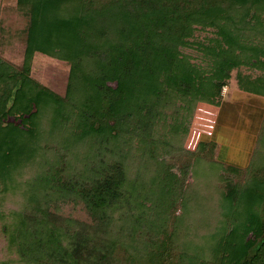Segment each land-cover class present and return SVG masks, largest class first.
I'll return each mask as SVG.
<instances>
[{
	"label": "trees",
	"instance_id": "obj_1",
	"mask_svg": "<svg viewBox=\"0 0 264 264\" xmlns=\"http://www.w3.org/2000/svg\"><path fill=\"white\" fill-rule=\"evenodd\" d=\"M17 44L20 65L0 54V264H264V117L244 168L186 147L231 80L264 97V0H16L0 53ZM36 54L69 66L63 95Z\"/></svg>",
	"mask_w": 264,
	"mask_h": 264
},
{
	"label": "crops",
	"instance_id": "obj_2",
	"mask_svg": "<svg viewBox=\"0 0 264 264\" xmlns=\"http://www.w3.org/2000/svg\"><path fill=\"white\" fill-rule=\"evenodd\" d=\"M264 117V97L226 88L219 106L198 104L196 125L201 141L217 145L216 156L224 164L244 168L251 154ZM198 140V141H199Z\"/></svg>",
	"mask_w": 264,
	"mask_h": 264
},
{
	"label": "rangeland",
	"instance_id": "obj_3",
	"mask_svg": "<svg viewBox=\"0 0 264 264\" xmlns=\"http://www.w3.org/2000/svg\"><path fill=\"white\" fill-rule=\"evenodd\" d=\"M16 0H0V9L2 7L14 5ZM9 62L14 65H20L22 62L21 45L6 48L1 52ZM69 66L63 62L53 60L40 54H36L32 64V77L40 82L42 85L52 89L59 95H63L67 82ZM236 86L235 81L231 80L230 89ZM195 115V114H194ZM196 120L192 119L190 122V132L186 142V147L193 149L199 138L202 139L201 127L196 125ZM63 214L71 215L74 218L86 219V215L79 209H74L71 206L63 207Z\"/></svg>",
	"mask_w": 264,
	"mask_h": 264
}]
</instances>
